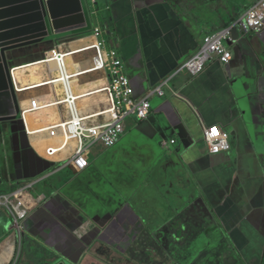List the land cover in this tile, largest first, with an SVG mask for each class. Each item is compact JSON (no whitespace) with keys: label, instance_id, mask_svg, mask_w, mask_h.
I'll use <instances>...</instances> for the list:
<instances>
[{"label":"crops","instance_id":"crops-1","mask_svg":"<svg viewBox=\"0 0 264 264\" xmlns=\"http://www.w3.org/2000/svg\"><path fill=\"white\" fill-rule=\"evenodd\" d=\"M99 2L93 5L91 0L92 14L98 12ZM253 3L103 0L105 17L92 28L84 6L86 23L82 28L53 39L56 43H40L20 53L15 68L41 60L65 40L72 49L92 43L93 29L100 27L106 48L117 50L123 59L137 98L147 95L164 78L169 84L163 87L164 96L149 98L147 119H126L120 141L112 148H95L89 167L76 174L36 151L34 143H45L40 137H28L35 154L23 149L27 155L15 161L13 145L7 141L9 127L0 128V138L6 140L0 164L8 181L0 194L38 181L34 193L48 198L24 221L22 235L12 214L0 209V264H34L40 249L63 257L68 264H91L80 246L88 232L87 226H81L86 215L114 211L115 221L105 228L104 235L111 247L124 249L142 224L168 222L174 207L183 210L194 221L196 231L213 243L204 257L206 264H264V213L252 217L264 205L263 183L254 178L264 176V157L257 159V173L250 167L254 157L251 147H256L263 135L264 87H257L253 61L264 57V29L259 34H245L234 28L231 36L235 40L231 47L226 44L232 54L228 64L211 59L196 75L180 67L198 53L205 36L230 26ZM83 35V44L70 42ZM246 36L261 48L255 50ZM92 57L93 53H88L87 59ZM72 62L76 64L73 56L63 61L69 67ZM239 65L246 66V71ZM42 66L38 63L15 72L18 86L37 71L40 76L46 74ZM48 66L55 71L53 63ZM45 91L33 89L17 96L25 99L22 105L27 106V99ZM215 125L229 133L230 149L211 155L204 129ZM45 162L55 166L49 168ZM188 194L195 198L191 200Z\"/></svg>","mask_w":264,"mask_h":264},{"label":"built area","instance_id":"built-area-1","mask_svg":"<svg viewBox=\"0 0 264 264\" xmlns=\"http://www.w3.org/2000/svg\"><path fill=\"white\" fill-rule=\"evenodd\" d=\"M93 5H97V0H93ZM234 28H239L245 34L261 33L264 29V0H254L253 5L230 26L205 36L198 53L180 66L181 69L196 75L205 70L207 62L211 59L217 58L220 62L228 64L232 59V54L226 47V42L232 40L231 32ZM102 34V29L95 27L92 33V43H86L82 47L72 49L68 43L61 42L46 52L41 60L37 61L45 64L48 77L42 82L43 86L35 89H46L38 96H45L49 93L54 94V98L51 100L53 104L47 103L44 108H58L60 110V124L51 125V123H43L42 121L40 129L33 134L29 122L25 119V114L33 112L31 102L35 105L36 100L34 98L36 96L27 99L29 100L27 106L22 105L25 99L21 100L17 96L21 112L20 119L23 122L27 136L29 138L40 137L43 142L49 141L48 143H50L49 147L44 150L45 156H42L47 160H55L59 164L64 163L65 168L71 166L76 172H82L89 167L90 156L95 148H112L120 141L125 133L124 123L127 118L134 116L138 120L147 119L151 111L149 98L154 95L164 96L163 87L169 84L168 79L164 78L159 85L152 87L147 95L137 98L131 79L126 74L123 59L117 50L106 48ZM64 52L67 53L64 54ZM90 52L93 53L91 60L87 59ZM67 54L73 56V61L81 70L88 69L86 76L80 77L77 83L90 84L94 80H104L106 82L105 87L92 90L87 94V97L104 94L108 96L109 100L107 103L96 101L90 105L87 112L101 111L99 112L101 116L98 120L94 118L88 120L89 128L84 131L78 130L74 122L70 124L65 122V109L61 100L63 98L72 99L73 96L71 92H67L65 95L59 94L56 87L61 82L56 74L66 75L67 73L62 63V59ZM48 61L54 64V73L47 65ZM15 69H11V77L15 93L19 95L30 89H28L29 87H25L24 90L18 89L14 75ZM93 74H97V76L93 77ZM70 79L72 78H67L66 81ZM70 113L72 119L78 117L77 113L74 114L73 111H70ZM65 127L68 128L73 143H64L63 138L67 136ZM96 129L99 130L98 134L93 133ZM204 141L211 155H218L230 149L229 133L218 125L204 129ZM172 143H175V141H172ZM163 144H167V142ZM37 184L38 181H33V183L20 186L10 193L0 194V209L4 208L12 214L15 220V228L20 232V235L24 232L23 223L30 213L34 208L42 206L48 199L46 195L34 193Z\"/></svg>","mask_w":264,"mask_h":264},{"label":"water","instance_id":"water-1","mask_svg":"<svg viewBox=\"0 0 264 264\" xmlns=\"http://www.w3.org/2000/svg\"><path fill=\"white\" fill-rule=\"evenodd\" d=\"M164 1L178 3L180 0ZM186 1L192 3L193 0ZM84 6L85 0H0V128H5V124L9 127L10 137L7 141L13 145L15 161H20L22 155H27L21 152L23 149L35 154L30 148L20 119L21 112L11 77L15 59L24 49L44 42L56 43L53 39L67 36L69 32L82 28V24L86 23ZM245 38L250 40V37ZM234 40L232 37V40L227 41V46L231 47ZM249 44L255 50L261 48L259 43L253 44L249 41ZM253 63L257 87L261 90L264 87V57L255 58ZM239 67L242 72L246 71V66ZM262 129L263 135L260 136L258 145L251 147L254 157L250 158V167L255 173L258 167L257 159L264 157V120ZM3 138H0V153L4 152L2 147L6 144ZM45 163L49 168L55 166V163ZM68 170L77 173L71 166ZM5 171L3 164H0V188L8 182ZM254 178L263 183L264 204V176L258 174ZM11 183L9 181V184ZM187 196L191 200L195 198L193 194ZM183 212L181 209L173 210L172 218L164 224H142L139 233L133 239L132 234L128 238L124 249L111 247L104 235L105 228L108 229L115 221L114 211L88 214L81 225L88 228L80 244L83 255L89 256L91 264H204V257L213 243L196 231L194 221L188 219ZM258 213H264V205L252 217ZM39 254L34 264H68L63 257H54L46 250L40 249Z\"/></svg>","mask_w":264,"mask_h":264},{"label":"bare ground","instance_id":"bare-ground-1","mask_svg":"<svg viewBox=\"0 0 264 264\" xmlns=\"http://www.w3.org/2000/svg\"><path fill=\"white\" fill-rule=\"evenodd\" d=\"M66 54V53H64ZM65 55L64 58L70 57L71 55ZM64 58L62 59V63L64 61ZM49 62V61H48ZM49 62L47 63V65H50ZM38 64V62H33L29 65H19L16 67L15 72L20 71L22 69H28L30 68L29 66ZM42 64V63H40ZM67 73L66 75H61L60 73H57L56 76L58 78H60L61 82L58 83L56 85L58 93L61 95H65L67 92H71L73 98L72 99H67V98H63L61 100V103L65 109V122L67 123H71L74 122L77 125V129L78 130H86L89 127V122L88 120H91L92 118H94L95 120H98L99 116H101V114H99V112L101 111H96L94 113H88L87 110H89L90 105L95 103L96 101H102L104 103H107L109 98L108 96L104 95V94H100V95H93V96H89L87 97L88 93L92 90H96L99 88H103L106 85V82L100 81V80H94L92 81L90 84L87 83H77V80L80 77L86 76V74L88 73L87 70H81V68L78 67H73L74 64L73 62L71 63V67L66 66L65 63H63ZM45 64H43L42 67H44ZM27 67V68H26ZM38 67V66H36ZM50 67V66H49ZM51 68V67H50ZM52 72L54 73L55 71L51 68ZM46 74L43 73V75L40 76L39 71H37V74L31 78V79H26L24 84H19V89H25V87H29L28 89H35V88H39L42 85V82H44L47 77H48V72L47 70ZM14 72V75H15ZM89 75V74H88ZM93 77H96L97 74H93ZM72 78L69 81H66V79ZM22 90V91H23ZM29 90V92H30ZM28 92V91H27ZM27 94V93H26ZM32 95V94H31ZM54 98V94L49 93L48 95L45 96H36L35 97V105H32V110L33 112L30 113H26L25 114V119L27 122H29V125L31 127V132L34 134L37 132L38 129H40V126L42 124V121H45L44 123H51V125H57L61 123L60 120V116L56 113V111H58L59 109L56 107L53 108H44V105L48 104H53V102L51 101ZM50 106V105H49ZM60 111V110H59ZM70 111H73V113H77L78 117L76 119H72V114L70 113ZM65 131H66V137L63 138V141L65 144L68 143H73V140H71V136H69L68 133V128L65 127ZM99 130H94L93 133L98 134ZM48 142L46 141L45 143H34V146L37 148L36 151L39 152L41 155L45 156V148L49 147L48 146Z\"/></svg>","mask_w":264,"mask_h":264},{"label":"rangeland","instance_id":"rangeland-1","mask_svg":"<svg viewBox=\"0 0 264 264\" xmlns=\"http://www.w3.org/2000/svg\"><path fill=\"white\" fill-rule=\"evenodd\" d=\"M102 3H103V0H100V2H99V6H100V8L98 9V12H96V14H92L93 13V11H92V9L90 10V6H91V0H85V5H86V7L88 8V14H89V18H90V28H92L96 23H98V22H101L103 19H104V17H105V14L102 12L103 11V9H101L102 7H101V5H102ZM99 13V14H98ZM98 14V15H97ZM68 36V35H67ZM64 37H66V36H62V37H59V38H57V39H61V38H64ZM81 37V36H80ZM71 40H73V39H71ZM84 40H85V36L83 35V37L82 38H78V39H76V40H73V41H70V42H72L73 44H77L78 46L79 45H81V44H83L84 43ZM82 41V42H81ZM65 42H67V40H65L63 43H65ZM88 65V64H87ZM19 97H21V95H19ZM56 113L60 116V111L58 110V111H56ZM66 113V112H65ZM128 119V118H127ZM64 165V163H62L61 164V166H63ZM173 210H175V207H174V209H172V212H173ZM212 247L213 246H211L210 247V249L209 250H211L212 249ZM209 250H208V252H209ZM19 259V257L16 259V261ZM15 261V260H14ZM16 262H13V264H15ZM204 264H206V262H205V260H204Z\"/></svg>","mask_w":264,"mask_h":264},{"label":"flooded vegetation","instance_id":"flooded-vegetation-1","mask_svg":"<svg viewBox=\"0 0 264 264\" xmlns=\"http://www.w3.org/2000/svg\"><path fill=\"white\" fill-rule=\"evenodd\" d=\"M252 202H254V203H255L256 201H255V200H252Z\"/></svg>","mask_w":264,"mask_h":264}]
</instances>
